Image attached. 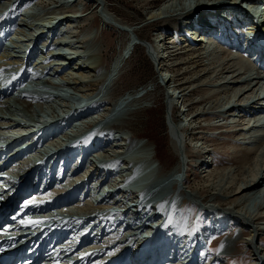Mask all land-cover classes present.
<instances>
[{
  "label": "rangeland",
  "instance_id": "1",
  "mask_svg": "<svg viewBox=\"0 0 264 264\" xmlns=\"http://www.w3.org/2000/svg\"><path fill=\"white\" fill-rule=\"evenodd\" d=\"M35 1L37 0H27L26 2H23V0H15V2L10 3L9 6H3V11H0V13H2L0 14V87L5 86L6 82H9L11 84H15L18 87H22L23 84H28L31 85V87H37L42 90H63L70 96H74L75 98L79 99L82 104V110H76L80 108V106H65L63 110H61L60 105L64 102V99H61V101L58 97H55L54 95H51L50 97H44L41 100L38 99L37 105L34 107L32 105V101H28V99H23L20 103L11 100L9 101V103L5 104L1 108L2 112L4 110L3 113L0 110V123L4 121L2 123V132L4 134L1 133L0 136L2 137L1 143L5 145V147L13 144L15 146L18 142L22 141L23 139L30 138L31 136L34 137L36 132L42 129H52L53 125H58L60 131H63L61 133H58L59 136L55 135L56 137L54 138L57 139L58 137L59 142L53 145H49L53 147V154L49 156V160H54L59 154H62L61 142H64L66 144L67 150L75 149L76 144L73 143V141L79 139L80 136L78 133L82 130L89 131L92 127L95 128V125L99 121L103 122L102 124H99L101 126L100 128H102L101 133L103 136H100V139H106L104 141H109L111 139L113 143L120 142L123 140L122 137L124 138V135L121 136L112 133V131L109 132V130H105L106 128L104 127H108L109 124L112 126V123L114 124L115 121L120 117V114H118V112L121 111H118L116 114L112 113L113 115H111V113L107 111V114L101 117L102 119H100L99 115L101 113L99 114L98 111H106V109L108 108L107 104L112 99L116 98L122 93H127L129 91L141 93L146 91V94L149 95L147 98L142 100L144 102L143 104L146 105L147 103L149 107L143 110V113L141 112L138 115L139 118L137 117V120L135 121L136 124L134 123V129L136 130L137 135L139 134L137 136V141L139 142V144H134V146L132 145L131 147H128L126 144L124 146L123 151L116 152L117 154L119 153V155L112 151V154L117 155L114 160H111L112 164H107L103 159L102 165L105 166L106 169L102 170L101 172H99L97 169L95 171L96 175L93 177L92 180L88 179L90 175L89 173L87 175H84L87 178L85 184H82V182H80L82 181L79 178L80 176L76 177V174H74L73 176L70 175L74 180V185L72 186H74L75 188L69 186V188L72 189L71 190L68 188L69 190H71L69 194L59 192L55 195L57 197L62 198L60 199L61 202L55 207V209L58 208L59 211L75 210L76 212H78L76 210L77 208L75 207V203L77 202L75 201L73 205L71 202L76 198H80L79 200H77L80 201L78 205L79 210L81 211L82 209H84L82 213L87 214V211H91L89 209V204L92 203L90 197L96 198L98 196V191L100 188L98 183V176L100 174L106 173L107 171L110 172L112 176H114V178H119L118 175L123 169H125L123 168L124 166L131 167V164L133 162H136V160H138L137 162H139L140 158L142 160H146L145 158L148 154H146V151L150 150L153 144L157 152V157L154 158L157 168L156 170H154L155 172L153 171V168L151 169L152 172H154L152 173V175H154L155 178L158 174L163 173V171L166 172L170 170L173 166L178 163L180 157H182L178 154V152H176L177 150L173 145L174 139L172 138L171 134H173L174 131L172 132V127L169 125L168 122V106L171 103L173 104L175 101L179 102V98H177L179 97L178 91L182 88V86H180L177 80L183 78L184 74L182 73L186 70V68L188 69L187 66H189L190 64L189 59L187 58L188 56H185L186 58H184L183 63L179 64L178 67L175 68V71L177 73H180L181 75L176 77L177 79H173L174 77H172V75L175 74V71L171 70L173 72L172 73L167 69V65L170 64V56L167 52V48L163 46V36L161 34L163 29L174 28L173 30H170V33L176 31L191 36V33H196L197 35L198 31H196V28H200L207 23L206 25L213 26V30L210 31L214 34L216 32H221L227 38L229 36H234L233 39H235L236 41V46L233 47L234 49H240L243 43L247 42L244 39L245 36H247L248 39L250 38L251 40L255 41L257 44L264 42V38L261 32L264 26V0H223L222 2L224 4L222 2H218L217 0H180L175 3L176 5L178 4L179 10H176L174 12L173 17H170L168 20L165 21L161 20L162 22L160 20L156 21L148 26H145L144 23H146V21L150 19L149 16L151 10L157 9V7H159L160 4L163 3L165 0H150L151 2L147 0H106L104 1L105 7H103L97 1L91 0H74L75 2H72V0H64L63 3H65L66 6H60L61 3L60 5L56 6L53 3L46 2L45 0H42V2L45 1L43 3H34ZM216 2L217 5H214V3ZM76 4H80L82 9L80 8V10L79 8H77ZM34 5L37 9V13L35 12L33 14ZM62 7L67 8V10L61 11ZM108 7L111 8V14L113 15V17L117 18V20H119L122 24H124L125 27H127V31L120 32L118 30H115V27H113V29L110 25L104 24L105 22L102 19L104 17L101 12L109 13L107 11ZM76 9H78V11ZM232 9H236L234 10L235 12ZM210 10L215 12L214 15L212 14L210 16L212 18L210 23L213 22L212 24L208 23L209 18H207L209 13H211ZM4 11H6L5 14ZM198 20L200 21V23L195 24ZM2 22L4 25L2 24ZM234 26H238V28ZM49 27H52L49 29L50 32L48 33V37L50 36L49 34H51L52 40L49 41H51L52 44L49 43V41L47 43L44 42L45 40L41 41V39H39L40 41H38L37 44H39L40 47L38 50H36L34 45L35 39L43 32L48 31ZM135 27L142 30V33L144 35L143 39L146 42L152 44V42H154L155 40L156 46L154 47V50L150 52L148 48L146 49L141 45L135 44L132 47V51L129 52L128 57L126 58L127 60L125 59L123 61L122 65H125L126 68L125 73L122 75L123 79L122 76L120 78L118 77V79L116 80L118 84H114V80L112 84H109L110 75L114 73H111L109 75L107 73L108 71H106L105 68L110 67L111 62L114 60V58L117 57L119 53H124V50L121 51V48L123 47L122 45L125 42L127 43L129 41L140 40L139 37H137L138 35L133 31V28ZM216 27L219 28L216 29ZM81 29H83L82 32H80ZM253 30H255V33L252 32ZM33 35H35L36 37L34 36L33 38ZM196 35L194 34L193 36L195 37ZM213 43V46H215L218 51L220 50L224 53L228 52L230 56L232 55L230 49L224 48L223 42H221L220 44L218 43V41L215 40V42ZM143 44L145 46L148 45L146 43ZM173 45H177V42L172 43V46ZM181 45H177L173 49L178 47L180 48ZM47 46L50 49L47 50ZM96 47H98L96 51L101 55L99 57V54H97V56L100 58V61L103 62V66L97 67L96 71L91 72L92 74L94 73L93 77H84L85 75L80 74L78 72V67H76V64L74 63L79 62L82 64L85 63L91 65L93 63V57H91L90 52L93 53ZM100 48L101 50H103V52H99ZM182 48H185V45H183ZM233 53H235V51H233ZM154 54H156V56H154ZM159 55L160 60L156 62L154 58H158ZM175 57H178V55H176ZM9 61L11 62L10 64H8ZM125 61L127 62L124 64ZM1 63L4 64L2 65ZM11 64L12 68L10 67ZM57 66H59V68ZM116 68L118 69L117 71H119V74L120 67L114 65L113 69ZM30 71H33V76L30 75ZM70 71L72 74L70 73ZM63 73L64 75L67 74L68 76L66 75L65 78ZM16 75H18L19 78ZM186 76L190 75L187 74ZM73 77L77 79L78 82L82 83L83 81L84 83H82L83 85L80 84L79 86L81 88L80 92L79 90L76 91V89L74 90L70 87L68 79L72 81ZM45 78H48L49 80H44ZM168 79H170L169 82H167ZM263 80L264 78H262L260 81L262 82ZM49 81L51 82V85L49 84ZM163 81L164 84H162ZM102 82L106 83L103 87L104 90L102 97L99 98V95L92 97L93 94L91 93L93 91L98 92V87L99 85H101ZM109 85L111 86L109 87ZM85 90L88 93H86ZM173 90L175 93H173ZM109 91L110 93L109 95H107ZM100 92H102V90ZM166 92L169 93V95H167ZM190 94L191 95L188 96V98L192 96L191 99H189L192 102V100L196 98V95L195 93L192 94V91ZM180 100H182V98H180ZM263 100L264 98L259 99L257 101L262 102ZM181 103L182 102H180L179 104L180 107H177V110H179V112H175V109H173V114L171 113V115L172 118H175V123L173 122L175 127L177 128L178 124L180 125H178L180 128L183 127V133H180L182 139H185L186 141L190 142V144H186L185 151L187 153V159L189 160V167H187V174H189L187 179L189 180L186 179L183 181L186 187L184 191L185 193H187L190 190L198 189L197 191H199L202 187H204V185L208 183L207 179L210 176L206 174H208V172L212 168V172H214L220 167L230 165L228 159L234 154L237 148L234 147L231 148L230 151H228L224 148V142L219 144L217 143V141H214L211 138V136L215 135L216 139H218V137H222L223 141L227 142L228 137H230L231 139L233 138L232 136H234L225 135L224 133H218L223 129H220L218 126H216V124H214L221 122V120L218 121L219 118L217 117H219L218 115L223 113L221 111V108L225 105H228L229 100L226 102L223 101L213 109H210L211 112H215V114L211 116L209 120H207L206 116L203 115L202 109H198V107H195V105H193L194 108H190L188 103V106H181ZM252 106V103H249L248 105L242 104L239 109H235V112L233 111V113H235V116H228V118L231 119V121L229 120L228 124L231 126L228 127L233 128L234 130H240L242 126H247V119L250 121V118H252ZM94 107L96 109H94ZM186 108H188V110H183ZM238 113H240V115H238ZM179 114L182 117H179ZM187 115L189 116L188 118ZM193 115L199 116L195 120H189V118ZM63 116L68 117L67 122L71 118L72 120H74L72 121L74 123L70 125L67 122H61L60 118H62ZM22 117H24L25 119ZM91 117L95 118L91 120ZM253 117H255L254 114ZM9 122H11L12 125ZM186 125H188L189 128L192 126L191 129H193L196 125L198 131L194 134L192 130H187V132H184V127ZM259 125L260 126L257 127L255 137V140L257 141L254 142L255 146H259V143H262L264 145V124ZM225 128H227V126H225ZM7 130L10 132L8 133ZM239 130L235 132L238 133L240 132ZM192 134L195 135L193 140H191ZM20 136L23 137L14 142V140ZM234 139L236 140H234L233 142L240 144L237 142V135ZM130 140L133 141L131 137ZM12 141L14 143H12ZM144 141L145 143L148 141L152 145L150 147H147L145 143L144 145H140V143H143ZM47 142H49V140L45 141V143L48 145L49 143ZM45 143L41 142L40 144L36 145L37 147L34 146L33 153H40L42 155V152L44 151L43 149L46 147ZM245 145L251 147L250 144ZM106 146L107 148H111L110 145ZM107 148H104V152L106 155L109 154L107 157V159H109L111 151L106 150ZM127 148H130L129 151L127 150ZM173 148H175L176 151ZM100 153V150L92 151L90 155L92 156L90 157L91 162L87 161L89 163L90 168L92 167L91 163L98 162V158L96 155L99 156ZM119 157H122L123 159ZM205 157H208V159L206 162V166H203V159ZM92 158H94L93 162ZM190 163H193L194 166H190ZM141 165L142 169L144 170L150 169L148 168L150 166L146 164L145 161H142ZM43 167H45V164ZM185 168L182 169V176L186 171ZM93 169L94 168L92 167V170ZM192 171L197 172V175L195 173L191 175ZM139 172L143 171L140 170ZM61 180L62 178L59 181ZM136 183L137 182L133 181L129 183L128 187L126 186V188L134 189L136 188ZM77 185H79V187H77ZM171 186L175 187L174 184H171ZM54 189L55 188H53L52 190L54 191ZM133 194H136V192H133L131 195ZM121 200H123V198L122 196H119L117 202H120ZM86 206L88 210H86ZM165 208H168V206H166ZM176 210L182 211V214L189 216L188 218L190 222L192 221L196 224V227H192L196 230L195 233L198 232V229L201 230L202 227L208 228L210 220H221L223 218V233L220 235H216L215 238H211L209 241L210 243H212L213 240L217 239V242H214L212 245L216 243L217 251L219 252H221L220 242L226 238L233 237V234L235 233L234 229H237L238 231L237 227H239V224L237 223V219H235L234 222L232 221L233 219H230L228 221L230 214L227 212H223L222 209L219 207H206L201 202L196 203L194 201H190L189 199L186 200L183 198V200L180 201L179 206H177ZM99 219L100 217L98 218V220ZM231 221L233 223H231ZM226 224H228L229 227L226 226ZM261 230H264L263 227ZM247 236V234H244L242 239H247ZM256 242L258 244H256ZM254 244L260 246V248L264 247V233L259 236H256V238L254 239ZM248 249L249 248L246 246H238L237 249H232V251L229 253L230 256L228 255L229 257L222 258L218 262L215 261L214 258L212 259V262L215 261L213 264H257L256 261L248 260V258L254 257L253 252L249 251ZM262 252L264 254V251ZM216 255L219 254H215V256H213L216 257Z\"/></svg>",
  "mask_w": 264,
  "mask_h": 264
},
{
  "label": "bare ground",
  "instance_id": "2",
  "mask_svg": "<svg viewBox=\"0 0 264 264\" xmlns=\"http://www.w3.org/2000/svg\"><path fill=\"white\" fill-rule=\"evenodd\" d=\"M26 1L27 0H23V2H26ZM37 1H35L34 3H41L42 2V0H39L38 2ZM45 1L50 2V0H45ZM45 1H43V2H45ZM63 1L64 0H54L50 3H53L54 5L58 6V5H60V3H61V5H63L64 4ZM75 1L72 0V2H75ZM91 1H97L103 7H105L104 1H106V0H91ZM147 1H150V0H147ZM177 1H180V0H165L163 3L160 4L159 7H157V9H152L150 12V16H149L150 19L148 21H146V23H144L145 26H148V25H150L156 21H159V20L165 21V20H168L170 17H173L174 12L176 10H179L178 4L177 5L175 4ZM217 1L222 2L223 0H217ZM14 2H15V0H0V11L1 10L3 11L5 6H7V5L9 6L10 3H14ZM150 2H148V3H150ZM220 5H221V3H220ZM76 10L78 11V9H76ZM234 10H236V9H234ZM61 11H66V8L62 7ZM107 11L109 13L101 12L103 14V17H104L102 19L105 22L104 23L105 25H110L112 28L115 27L116 28L115 30H118L120 32L121 31L125 32L128 30L127 27L124 26V24H122L119 20H117V18L113 17V15L111 14V8L110 7H108ZM5 12L6 11H4V14H5ZM36 13H37V11H36ZM0 14H2V13H0ZM212 23L213 22H211L210 24H212ZM2 24H3V22H2ZM176 24H177V22H176ZM206 24L200 28H196L197 29L196 31H198L197 35H196V33H191V37L198 42L187 44V45H185V48H182L183 47L182 42L184 41V33L176 32V31L173 33H170V30H173L174 28L173 29H166L165 28L161 32V34L163 36V44H164L163 46L165 48H167V52L169 53V56H170V58H169L170 64L167 65V69L169 71H171V70L175 71L176 70L175 68L178 67L179 64L183 63L184 58H186L185 56H188L187 58L189 59V64H190L189 66H187L188 69L186 68V70L182 73V74H184L183 78L177 80L179 82L180 86H182V88L178 91L179 97H177V98H179L178 99L179 102L175 101L176 103L175 102L173 104L171 103L172 105L170 104L168 106L169 107V109H168L169 121L168 122H169V125L172 127V132L174 131V133L171 134L172 138L174 139V142H173L174 144L173 143L172 144L174 145V147L176 148L177 151L175 150V148H173V149L176 152H178V154L182 157H180L178 163L175 166H173L170 170H168L166 172L163 171V173L160 172L161 173L160 175L158 174L156 182L158 184H161V186L163 188L156 190V192H154L155 190H152V187H148L147 189H145L143 191V196H144L143 198L149 199L150 201L154 199V201H152L151 204L152 205H154V203L158 204L162 217H166L168 220L167 226H165L162 230H160V232L155 236V239L157 241H162L164 234L169 229L172 230L173 227L175 226L176 222H178L180 225H182L183 228H188V226L191 223L189 218H188L189 216L182 214V212L180 214H178V211L175 213L173 210L170 209V206L168 208H165L168 202L172 206L173 204L179 205L180 201L183 200V198L186 200L189 199L190 201H194L196 203L201 202L206 207L207 206L208 207L213 206V207L221 208L222 211L230 214L228 221L230 219L231 220L233 219L232 221L234 222V220L237 219V223L239 224L238 225L239 227H237L238 231H237V229H234L235 233L233 234L234 235L233 237L226 238L220 242L221 243L220 244V246H221L220 251L221 252L217 251L216 243L214 245H212L214 242H217L216 241L217 239L213 240L212 243H210L209 242L210 238H209L208 239V242H209L208 246L203 247L204 238H206V236L208 238V236H209L208 234L206 235V233L209 232L207 228L202 230V234L204 237L202 235H201V237L200 236H196V237L189 236V238L186 241V244H187V248L185 250L186 255H184V257L186 256L187 259L191 260L194 257V252H196L197 250H200V247H201L202 252H204V253L207 252L206 254L208 257L204 262L201 261L200 264H209V263L213 264L215 261L218 262L222 258L229 257L230 256L229 253L232 251V249H235V248L237 249L238 246H240V247L246 246L249 248L248 249L249 251L253 252V256H254V257L248 258V260L249 261L250 260L256 261L257 264L258 263L264 264V254L262 252V251H264V247L260 248V246H257L256 245V244H258L257 242H256V244H254V239L256 238V236H259V235L264 233V230H261L262 227L264 229V225H263L264 224V145L262 143H259V146H255L254 142L257 140L252 139L253 137H256L257 127L260 126L259 123L264 124L263 117H259V114L262 111L255 113V111L258 110L260 106H262V102L257 101V100L261 99V98L257 97V95H258L259 89H260V84H261L260 80L262 78H264V76L261 75L259 69L255 65L254 60L251 57L244 54L242 49H234L233 48L234 45L236 44V41L233 39L234 36L232 37V36L228 35L229 37L227 38L225 35L222 34L223 38L225 39V41L223 42L224 48L231 50V52H232L231 56L228 54V52L224 53V52H221L220 50L218 51L215 48V46H213L214 45L213 42H215V40H211L209 43L208 40L206 39V36H207L206 31H207V29H213V26H207ZM0 26H1V24H0ZM228 27H230V26H228ZM234 27L238 28V26H234ZM50 28H52V27H49L48 31L43 32L42 34H40L35 39V41H34L35 44L34 43L33 44L35 45L36 50H38L40 47V45L37 44L38 41H40L39 39H41V41L45 40L44 42H47V43L49 40H52L51 34H49L50 36L48 37V33L50 32L49 31ZM217 28H219V27H216V29ZM234 29H236V28H234ZM228 30H230V29H228ZM82 31H83V29L80 30V32H82ZM133 31L138 35L137 37H139L140 40L139 41H129L127 43L125 42L123 45L121 43V45L123 46L121 48V51L124 50V53H122V54L117 53L118 55L111 62L110 67L105 68V70L108 71L107 73L109 75L111 73H114V74L110 75L109 84H112L113 80L115 81L114 84H116V83L118 84V82L116 80L118 79V77L120 78L125 73V69H126L125 65H122L123 61L128 57L129 52L132 51V47L135 44L141 45L146 49L148 48V50L150 52L154 50L155 46H154L153 42H152V44L151 43L149 44L148 42H146L143 39L144 35H143L141 29L135 27V28H133ZM252 32L255 33V30H253ZM194 34L196 35L195 37L193 36ZM34 36L35 35H33V38H34ZM136 40H138V39H136ZM205 41H206V45L203 44V42L205 43ZM78 42H81V41H78ZM174 42H177V45H181V44L182 45L180 46V48L178 47V48L173 49L174 47L177 46V45L172 46V43H174ZM252 42H253V40L247 42L248 45H251V49L254 46H256ZM49 43H51V41H49ZM143 43H146L148 45L145 46ZM218 43L221 44V41L218 40ZM216 47H217V45H216ZM48 49H50V48L48 47L47 50ZM97 49H98V47L95 48V51L93 50L94 51L93 53L90 52L91 57H93V63L94 64L93 63L91 65L85 64V63L82 64L79 62L74 63V64H76V67H78V72L80 74L85 75L84 77H88V76L93 77L94 73L92 74L91 72L96 71L97 67L103 66V62L100 61V58H99L101 55H100V53H98L96 51ZM226 49H225V51H226ZM34 51H35V49H34ZM233 51H235V53H233ZM99 52H103V50H101V48H100ZM31 54H32V52H31ZM97 54H99V57L97 56ZM176 55H178V57H175ZM45 57H46V55H45ZM173 57H175V58H173ZM46 59H47V57H46ZM76 59H78V58H76ZM126 62L127 61H125L124 64ZM10 63L11 62L9 61L8 64H10ZM114 65L117 67H120V73L119 74H118L119 71H117L118 70L117 68L113 69ZM11 66H12V64L10 65V67ZM37 67H38V65H37ZM57 67L59 68V66H57ZM168 67H170V68H168ZM3 69H5V68H3ZM17 72H18V70H17ZM19 72H21V71H19ZM62 72H64V71H62ZM70 73H71V71H70ZM187 74H189L190 76H186ZM63 75H64V73H63ZM66 75H64L65 78H66ZM180 75H181L180 73H177L175 71V74H173L172 77H174L173 79H177L176 77H178ZM16 76L18 77V75H16ZM74 77H73L72 81L70 79H68L69 80L68 82H69L71 88H73L74 90L76 89V91L79 90V92H80L81 88L79 86H80V84L83 83V81H82V83L78 82L77 79H75ZM172 77H171V79H172ZM67 78H69V77H67ZM76 78H78V77H76ZM14 79H15V77H14ZM46 79H48V78H45L44 80H46ZM122 79H123V76H122ZM169 81H170V79H168L167 82H169ZM106 83H107V81H106ZM106 83L102 82L101 85H99L98 92H95L92 90L93 92L91 93L89 91L91 94H93L92 97L98 96V95H99V98L102 97L103 90H104L103 87L105 86ZM49 84L51 85V82ZM184 85H186V86H184ZM110 86L111 85H109V87ZM101 90H102V92H100ZM191 91H192V94L195 93V95H196V98L194 100H192V102L189 100V99H191L192 96L190 98H188V96L191 95L190 94ZM85 92H86V90H85ZM86 93H88V92H86ZM109 93H110V91L108 92L107 95H109ZM146 93H147L146 91L141 92V93L130 92V91L127 93H122L119 96H117L116 98L112 99L108 103L109 107L106 109V111L105 110H103L101 112L98 111L99 114L101 113L99 115L100 119H102L101 117L103 115L107 114L106 113L107 111L109 113H111V115H113L114 113L116 114L118 111H121V112H118V114H120V117L116 121L113 120V121H115V123L114 124L112 123V126L109 124L108 125L109 128L108 127H104V128H106L105 130H109V132L112 131V133H115V134H118L121 136L124 135V138L122 137L123 140L120 142H117V143H113L110 138H109L110 141L106 142V141H104L106 139L103 140V138H102L103 136L101 133L99 136H102L101 137L102 139L99 140L100 145H98L99 143L93 142V137H97L96 135H94V136L92 135L89 137L87 136L88 141L90 142L89 146L92 149L84 150L83 153H81V151H79L78 155L83 156L82 157L83 163L81 164V166L78 169H76V171L74 173V174H76V177L80 176L79 178L82 180V181H80V182H82V184H85V181L87 180V178L84 175H87L89 173L90 174L89 178H88L89 180H92L93 177L96 175L95 171L97 170V168H96L97 162L91 163V166L94 168L93 170H92V167L91 168L89 167V163H88V162H91L90 157H92V156H90V155H91L92 151H99L100 150L101 151V153L99 154V157H100V156H102V153L105 154L104 148H107L106 145H110V147H111V148H107L106 150H110V151H113L114 153H116V152L123 151L124 146L126 144L128 147L129 146L131 147L132 145L134 146V144H137V145L139 144V142L137 141V139H138L137 136L139 134L137 135L136 130L134 129V123L137 120L138 115L143 110H145L149 107L147 105V103L145 105V104H143L144 102L142 101L149 96ZM173 93H175L174 90H173ZM70 97H72L73 99H76L74 96H70ZM180 98H182V100H180ZM256 98H258V99H256ZM97 99H98V97H97ZM228 100H229L228 105H225L221 108V111L223 112L224 115L235 116V113H233V111L236 109V107L238 105L241 106L242 104L245 105L246 102H248L247 100H250L249 102H251L253 105L251 107L252 118H250V121L247 119V122H246L247 126H242V128H240V130L237 129L240 131L238 133L233 131L234 130L233 128H230V127L225 128V125L221 122L214 123L220 129H223L218 133H224L225 135H230V136L234 135V136H232L233 138H231V139H230V137H228L227 142L223 141L222 137H218V139H216L215 135L211 136V138L214 141H217V143H219V144L224 142L223 143L225 145L224 148L228 151H230L231 148H234V147H236L237 149L234 152V154L228 159V162L230 165L220 167V168L216 169L214 172H212L213 171L212 170L213 168H212L208 172V174H206V175H210V176L208 177L209 180L207 179L208 183L206 185H204V187H202L199 191H197L198 189L197 190H190L189 189L190 191L185 193L184 190L186 189V187H185L183 181L187 179L189 174H186L187 176H184V174H183V176H182V169L185 168V166L189 167L188 161H186L187 158L185 160V156H187V153L185 151H186V144L187 143L190 144V142L186 141L185 139H182V137L180 136L181 135L180 133L181 132L183 133V127L180 128L179 124H178L179 126L177 125V128L179 130L175 127V125H174L175 118L174 117L172 118L171 113L173 114V109H175V106L177 104H180V102H182L181 106H183V105L188 106L187 105V103H188L190 108H192L193 105H195V107H198V109H202L203 115L206 116L207 120H209L211 118V116H213L215 114V112H211L210 109H213L214 107L219 105L221 102H223V101L226 102ZM189 101H190V103H189ZM64 102H66V103H64ZM64 102L61 103V105H60L61 110H63V108L65 106L70 107V98H65ZM249 102L247 103V105L249 104ZM236 104H237V106H236ZM4 105H5V103L2 100V98L0 97V110ZM117 105L121 106L118 109V111L115 110ZM95 107H94V109H96ZM76 110H79V108ZM183 110L186 111V110H188V108L183 109ZM1 112H2V110H1ZM3 112H4V110H3ZM253 114L255 115V117H253ZM224 115L220 114L218 116L220 117V116H224ZM238 115H240V113H238ZM238 115H236V116H238ZM4 116H5V114H4ZM198 116L193 115L192 117L189 118V120L190 119L195 120V119H197ZM109 117H111V116H109ZM179 117H182V116L180 115ZM188 117L189 116L187 115V118ZM22 118H24V117H22ZM65 118H68V117L63 116L62 118H60V121L65 120ZM94 118L95 117H91V120ZM223 118L224 117L219 118L218 121L219 120L222 121ZM82 119H84V118H82ZM202 120H203V118H202ZM18 121H20V120H18ZM72 121H74V120H72L70 118L67 123L71 125L72 123H74ZM104 121H105V119H104ZM230 121H231V119H230ZM13 122H15V121H13ZM99 122H97V124H96L97 127H100L99 124L103 123V122H100V123ZM2 123H0V135H1V133L4 134L2 132V130H3V128H2L3 124ZM9 123H11V122H9ZM16 123H18V122H16ZM240 124H241V122H240ZM11 125H12V123H11ZM21 125H22V123H21ZM229 126H231V125H229ZM104 128H103V130H104ZM184 128H185L184 132H187V130H192L193 134L198 131L197 130L198 128L196 127V125L193 129H191L192 126L190 128H189V126H186ZM54 129H56L57 131L53 136L50 135L49 137H45L43 139V143H45V141L49 140V142H47L49 144L47 145L45 143L46 147L43 150H46L49 145H53V144H56L59 142L58 137H57V139H55L54 137H56L58 135V133H61L63 130L60 131V129L58 128V125L57 126L53 125L51 130H54ZM9 132L10 131H8V133ZM193 134L191 135V140L194 139L195 135H193ZM236 135H237V142L240 144L233 142L234 140H236V139H234L236 137ZM10 136H11V134H10ZM66 136H67V134H66ZM22 137L23 136L16 138L14 140V142H16L18 139H20ZM130 137L133 141L130 140ZM135 139H136V141H135ZM29 140H30V138L29 139L28 138L23 139L22 141L18 142L15 146H13L11 149L9 148L8 150L4 151L0 155V158H5V159L8 158L9 159V165H7L6 169L9 168L10 170L14 171L18 175L19 181L24 180L23 179L24 175L27 174L26 170L31 169V167L33 165V147H29V148L28 147H22ZM40 143L41 142H39L38 144H40ZM102 143H103V145H101ZM104 143H105V145H104ZM144 143H145V141L143 143H140V145H144ZM245 144H250L251 147H249ZM97 145H98V147H96ZM145 145L147 147L148 146L150 147L152 144H150L147 141L145 143ZM260 146H261V149H260ZM129 149L127 148L128 151H129ZM146 154H147V156L146 155L145 156H146L147 160H142L140 158L139 159L140 161L137 162L138 160H136V162H133L131 164V167L130 166H124L123 168H125V169H123L120 172V174L118 175L119 178L118 177L114 178V179L111 178L112 179L111 180L110 178H107L106 176H102L98 183H100V186H104L105 184H107L109 188H113L114 189V195L124 196L125 194H128V196H130V194H129L130 189L127 191L128 192L127 193L125 191L126 185L120 184L119 180H121V178L124 176V174L125 175L128 174L130 170H131V172L134 170L136 171L138 169H139V171L142 170V165H141L142 161H145L146 164H148L150 166L148 168H153V171L156 170L157 166L154 165V162H155L154 158L157 157V152H156V148H155L154 144L150 150L146 151ZM108 155L105 154V155H103V157L107 158ZM117 155H119V153ZM111 157H114V156H111ZM119 158H122V157H119ZM48 165H49V162H48ZM134 165H135V167H134ZM190 166H194V164L190 163ZM6 169H4V170H6ZM120 169H122V168H120ZM187 171H186V173H187ZM133 173H136V172H133ZM140 173L141 172H137V174H140ZM194 173L197 175V172H195V171H192L191 175H193ZM63 177L64 178L59 182L54 178L53 182L50 184V186L44 192H42V193L35 192L34 194L32 193L33 195H36L34 198H31L32 194H30L24 198L29 199L30 201L35 200V199L47 198V201L44 202L43 204L37 205L36 209H38L40 212L43 210H52V208L54 206H57L61 202L60 199H62V198L57 197L55 195L59 192L69 194L72 190L71 188H69V186L74 187V186H72V185H74V180L71 176H68L65 173ZM42 178L45 179V176H43ZM187 180H189V179H187ZM171 181H173V182H171ZM64 183H66V184H64ZM171 184H174L175 187L171 186ZM77 187H79V185H77ZM53 188H55L54 191L52 190ZM68 188L71 190H69ZM105 192H106V190H104V193ZM98 198H100L101 202H107L108 200L110 202V200L113 197H111V192H108L105 197H102V194H100V196ZM79 199L80 198H76L75 200H73L71 202L72 205L75 203V201L77 202V203H75V207L77 208L76 210L78 212H76L75 210H72V209H71L72 211L67 210V212L69 213L70 218H71V224L73 222L84 221L85 219H88V214L91 213V211H87L86 212L87 214H85V213H82L84 211V209H82L81 211L79 210L78 205H79L80 201H77ZM129 199H130L131 203L135 204L136 200L138 199V195L133 194L130 196ZM39 201L42 202V200H39ZM173 201H175V202H173ZM62 203H63V201H62ZM106 206L108 207V205H106ZM99 209H101V208H98V210ZM86 210H88L87 206H86ZM113 212H114V210H113ZM154 212H156V211H154ZM52 219L55 220V222L57 221L56 217H53ZM232 221H231V223H233ZM64 223L66 224V222H64ZM218 223L220 225H222L221 226V229H222L224 227L223 226V218ZM65 224H62L61 228L64 227ZM226 226L229 227L228 224H226ZM115 227L116 226L114 224L113 228H115ZM74 231H76V230H74ZM63 233H65V231H63ZM170 234L172 235V234H174V232H170ZM244 234L248 235L247 239H245V240L242 239ZM115 237L116 236H114V234L110 235L108 232H106V233L103 232V234L100 235V237H97L95 242L92 241L91 237H87L85 240H83L80 247H84V246L89 245V247L95 249L91 252V255H94L98 258H103V257H106L107 255H110L112 252L116 251V249H119L121 246L124 245V244L122 245V243L120 241L116 242L114 245H111L114 243L113 240L116 239ZM218 242H219V240H218ZM185 247H186V245H184L183 248H185ZM207 250H210L212 252L211 255H209V251H207ZM206 254H203V255L206 256ZM215 254H219V255H216V257H214ZM212 256H213V258H212ZM201 258H202V256H201ZM214 258H215V261L212 262L213 261L212 259H214ZM198 259H200V257H198V255H197V261H198Z\"/></svg>",
  "mask_w": 264,
  "mask_h": 264
},
{
  "label": "water",
  "instance_id": "3",
  "mask_svg": "<svg viewBox=\"0 0 264 264\" xmlns=\"http://www.w3.org/2000/svg\"><path fill=\"white\" fill-rule=\"evenodd\" d=\"M119 106V105H118Z\"/></svg>",
  "mask_w": 264,
  "mask_h": 264
}]
</instances>
